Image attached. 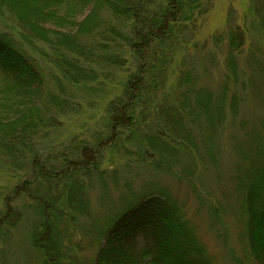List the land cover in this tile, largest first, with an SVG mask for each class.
Listing matches in <instances>:
<instances>
[{"label": "rangeland", "instance_id": "374dc122", "mask_svg": "<svg viewBox=\"0 0 264 264\" xmlns=\"http://www.w3.org/2000/svg\"><path fill=\"white\" fill-rule=\"evenodd\" d=\"M129 1L133 9L130 18L116 17L111 10L103 9L105 34L97 39L82 36L84 43L94 45L91 58L82 63L93 76L88 74L90 80L76 84L67 80L55 64L56 53L62 51L64 59H71L65 56L68 52L26 40L21 28L0 16V33L10 34L45 77L39 104L47 107L43 114L46 121L54 119L51 127H43L34 135L29 149L32 152L26 151L28 167L24 157L21 163L13 164L0 153V221L8 214L14 216L9 220L14 225L2 222L0 227V264H43L32 242L35 227L45 230L41 225L47 219L38 210L42 198L49 203L45 207L52 210L55 206L61 214L60 239L69 252L63 264H93L113 218L138 197L160 189H166L183 208L214 264H255L244 236L237 176L244 164L241 153L247 148L249 134H264V0H189L190 6L184 11L177 6L178 0ZM176 10L180 20L176 38L169 43L173 49L167 48L168 44L160 48V41H154L144 50L145 60L127 42L106 35L107 29L115 28L133 38L142 30V20L152 21L163 15L174 19ZM234 31L242 33L244 42L235 53V70L231 71L228 59ZM101 35L108 39L103 41ZM162 48L166 54L160 51ZM106 55L117 57L120 64H109ZM150 63L160 65L158 78L147 76V82L156 81L158 88L147 105L137 108L138 112L148 108L147 115L140 118L139 127L113 128L114 108L124 105L118 103L127 98L131 76L138 75L143 66L148 70ZM186 72H191L197 87L208 89L215 101L221 97L225 101L224 121L216 125L215 139L210 140L214 142L209 141L208 147L203 144V136L211 128L204 118L198 123L187 121L198 143L190 142L183 149L175 138L169 139L174 135L163 129L161 118L155 115L156 106L181 102L185 86L179 87V82ZM3 84L0 82V88L9 89ZM49 93L61 98L65 107L48 105ZM235 95L238 107L233 109ZM3 100L9 102L0 92ZM12 102L13 109L25 111L32 106L31 100H25L23 108L20 97ZM163 131L170 154L152 148L148 142L151 135ZM18 148L28 146L21 142ZM35 153L34 179L31 157ZM89 160L91 165H86ZM77 164L88 169L75 174V168L70 167ZM69 171L82 187L81 196L77 194L82 207L77 202L69 203L73 183ZM53 172L57 178L47 181L45 176ZM31 179L36 180L32 187L36 201L18 191Z\"/></svg>", "mask_w": 264, "mask_h": 264}, {"label": "trees", "instance_id": "16d2710c", "mask_svg": "<svg viewBox=\"0 0 264 264\" xmlns=\"http://www.w3.org/2000/svg\"><path fill=\"white\" fill-rule=\"evenodd\" d=\"M188 2L189 0H178L177 6L184 11L190 6ZM129 3V0H0V16L21 28L26 40L41 42L51 49L68 52V56H65L69 58L70 55L71 59H64L62 51L56 53L58 56L54 58L55 64L67 80L76 84L90 80L92 77L88 74L93 76V72L86 70L82 63L83 60L91 58L94 45L84 43L81 40L82 36L87 39H97L100 34H105L102 29L105 23L101 20L103 9L111 10L116 17L130 18L133 9ZM172 6L174 7L175 4L173 3ZM173 16L174 19L163 15L152 21L142 20L143 28L133 38L124 36L115 28L107 29L106 35L127 42L131 49L144 59L145 48H149L154 41H160V48L168 44L167 48L173 49V45L169 43L176 38L179 12L176 10ZM64 29L70 31L65 32ZM101 36L103 41L108 39L104 37L105 35ZM243 42L241 32L234 31L230 34L231 53L228 60L231 71L235 70V53L242 47ZM101 46L103 48V45ZM163 54H166L165 50ZM105 57L109 64H120L117 57L110 55ZM159 66L157 63L156 65L150 63L148 70L143 66L138 75L131 76L127 87V98L118 103L124 105L114 108L113 113L116 115H113L111 123L113 128L139 127L140 118L147 115L148 108L145 107L139 112L137 108L141 104L147 105V99L152 98L153 91L158 88L156 81L147 82V76L152 79L158 78ZM183 75L179 82V87L185 86L182 94L180 93L181 102L161 108L156 106L155 115L161 118L163 129L169 130L174 135L169 139L175 138L174 142L183 149H186L190 142L198 143L197 136H194L195 134L193 135L188 128L187 121L198 123L204 118L205 124L211 128L209 133L203 136V144L208 147L209 141L215 139L216 125L224 121L225 101L223 97L215 101L214 95L208 89L197 87V79L191 72ZM235 75L237 76L236 72ZM0 82L5 83L9 88L7 90L0 88L4 99L9 101H0V153L13 164L21 163L20 159L24 157L23 162L28 167L30 159L27 158L26 151L33 145L34 135L43 127H51L54 119L49 118L46 121L47 117L44 118L43 114L47 111V107L39 104L45 88V77L35 60L24 53L17 46L16 40L6 33H0ZM48 96L49 102H46L48 105L50 103L59 108L65 107L66 103L61 98L50 93ZM16 97L21 98V106L25 100H31L32 106L25 111L19 107L13 109L12 100ZM237 103L238 97L235 95L231 103L233 109L238 107ZM163 133L164 131L161 134L158 132L151 135L148 142L152 148L170 154L169 142L164 140ZM248 140L247 148L241 153L244 164L238 169L237 184L242 195V220L249 253L255 264H264V134H249ZM21 142L28 148L23 150L18 148ZM31 158L35 179L38 156L35 153ZM91 163L92 160L85 162L86 165ZM80 166L82 165L77 164L70 169L75 168L73 169L76 171L75 174L79 170L88 169ZM39 171L43 173L41 167ZM67 173L71 175L73 172ZM45 177L47 181L57 178L54 172ZM68 178L73 181L69 203L77 202L82 207V201H78L77 196V194L81 196L82 187L74 181L75 179L73 180V175ZM35 183L36 180L33 182L31 179L19 187L18 191L21 190L36 201L32 190ZM73 188L76 192L72 191ZM46 202L42 198L39 203L41 208L38 207L43 217L47 219L41 225L46 232L36 230L35 227L32 242L41 253L43 264H63V259L69 252L60 239L61 214L52 204L54 208L52 210L45 207L49 204ZM13 217L12 214H8L5 219L2 218L1 220H4L0 221V227L7 223L14 225L9 221ZM102 237L104 243L99 248L93 264H214L197 237L194 227L188 223L183 208L166 189L138 197L136 202L128 205L113 218Z\"/></svg>", "mask_w": 264, "mask_h": 264}]
</instances>
